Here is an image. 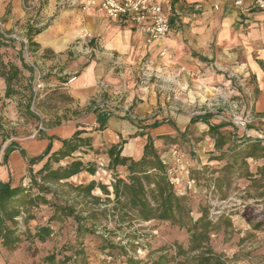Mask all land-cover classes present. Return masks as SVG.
I'll return each mask as SVG.
<instances>
[{"label": "crops", "instance_id": "1", "mask_svg": "<svg viewBox=\"0 0 264 264\" xmlns=\"http://www.w3.org/2000/svg\"><path fill=\"white\" fill-rule=\"evenodd\" d=\"M197 4L199 8L195 7ZM174 5L178 13L172 17V28L164 41H148L135 25L124 19L109 18L100 7L92 9L86 18L92 34L89 51L93 56L80 69L72 66L68 71L72 75L69 79L75 78L65 84L74 99V107L86 114L68 120L65 125L48 128L43 137L14 150L12 157L19 159L21 149L27 157H36L49 144L51 152L56 151L62 147L63 138L82 130L81 136L94 137V148L121 142L122 154L140 159L149 136L155 138L156 146L165 147L162 140L157 139L159 135L201 130L195 135L201 137L199 142L189 141L197 147L196 153L188 141L177 145L188 152L190 162L187 171L176 174L177 193L231 194L255 189L258 195H263L264 176L258 169L264 165V151L244 158L250 174L245 176L243 170L234 165L233 155L248 149L249 143L238 145L234 154L232 148H216L215 139L208 134V122L191 119L180 107L191 101H203L204 112L211 115V101L230 92L233 79L228 72H234L240 82L245 83L243 92L253 99L247 100L245 105L254 118V128H264V10L244 13L234 0H174ZM153 72L154 77L147 78ZM104 100H109L113 107L112 115L101 127L94 101ZM128 107L146 119H131L125 113ZM211 119L212 124L224 123L213 115ZM226 128L221 127V131L227 132ZM171 152V149L160 151L163 160L172 165ZM76 154L88 155L102 165L109 163L106 153L95 157L92 150H79ZM227 165L235 166L230 175L226 174ZM84 175L89 177L88 181L94 178L82 172L70 180Z\"/></svg>", "mask_w": 264, "mask_h": 264}, {"label": "trees", "instance_id": "2", "mask_svg": "<svg viewBox=\"0 0 264 264\" xmlns=\"http://www.w3.org/2000/svg\"><path fill=\"white\" fill-rule=\"evenodd\" d=\"M40 32V29L29 28L27 40L29 46H38L33 39ZM9 42L0 34V49L9 47ZM24 47L25 45L17 52L20 65L12 61H0V77L4 79L7 98L20 93L18 86L23 82V69L30 71L31 77L35 73V68L28 65L23 57ZM48 77H54L58 85L49 88L44 97H41L40 90L34 91L31 80L28 79L27 85L24 86L29 91L24 105V116L41 119L32 107L35 106L38 109L57 107L59 101L74 100L65 85L70 75ZM94 111L101 127L112 115L111 111L100 109ZM210 118L211 115L207 113L193 120L208 122L210 126L208 134L215 139L216 148L223 149L226 146L228 149L232 148L234 154L238 145L249 143L248 149L233 155L236 161L234 165L239 166L245 176H249L248 163L244 158L264 151V139L231 137L230 132L221 131V127L227 126L226 123L212 124ZM41 120L43 122V119ZM82 132L77 130L70 137L63 138L62 147L56 151L51 152V144H49L42 154L27 158L29 163L27 184L20 182L14 185L11 179L5 181L0 179V242L5 249L9 251L17 249L24 232L26 238L32 242L43 243L53 235L54 224L66 219H72L76 223L75 230L78 235L93 234L97 223H100L102 219L113 221L114 232L129 230L127 236L131 247L137 246L135 242L140 238L137 232L143 229V224L153 223L152 228H155L160 223L168 222L187 231L186 243L178 240L166 242L151 249L147 259L129 256L125 245H115L109 240L104 241L106 244L102 246V249L121 250L127 256L126 264H232L211 246V236L218 227L210 217V209L200 208V216L194 217L190 197L177 193L175 183L168 174V169L172 165L161 157L160 151L165 149L163 146H156L155 138L149 136L142 157L134 159L122 154L121 142L102 149L94 148V137H83ZM190 134L176 132L173 136L159 135L157 139L162 140L164 145L170 144L176 148L177 144L185 141ZM0 136L1 152L3 143L9 138L1 115ZM200 139V136L193 138L194 142H199ZM12 145L16 143L12 141L4 148V160L8 158L11 150H14ZM79 150H92L95 157L106 153L109 163L102 165L96 159L84 161L80 156L74 157V153ZM21 153L26 157L24 149H21ZM242 157V161H239ZM66 158L70 160L62 163V160ZM36 164H41V167L34 169L33 166ZM234 165L226 166L227 175L232 173L231 169L235 168ZM99 169L110 173V183L91 179L87 183L76 184L70 180L82 172L96 175ZM258 171L264 176V165L259 167ZM225 184L229 185L230 182ZM96 190H99L102 195L96 193ZM219 194L226 196L225 193ZM44 207H49L51 210L47 222L37 224L32 229L30 222L37 218V212ZM89 223L90 225H87ZM22 226L26 231L22 230ZM263 226L264 223H257L254 227L259 229L264 228ZM74 249L75 245L71 242L65 243L59 253L48 255L46 261L48 264H69L73 254H79V252L75 251L72 255L66 252H73ZM111 251H108V254L112 255Z\"/></svg>", "mask_w": 264, "mask_h": 264}, {"label": "rangeland", "instance_id": "3", "mask_svg": "<svg viewBox=\"0 0 264 264\" xmlns=\"http://www.w3.org/2000/svg\"><path fill=\"white\" fill-rule=\"evenodd\" d=\"M0 11H2L0 34L10 41L9 47L0 49V61H12L20 65L17 52L25 45L27 49L24 47L23 57L28 65L35 68L33 77H31L30 71L23 69V82L18 86L20 93L12 97L5 96L6 85L4 79L0 77V115L9 134V138L3 143L0 152V178L11 179L14 185L20 182L27 184L29 182L27 158L30 157H25L21 153L22 156L19 159H14L13 151L35 138L43 137L48 128L65 125L68 120L80 118L86 113L74 107V100H62L59 101L57 107L44 109L32 107L34 112L43 119V122L41 119L28 118L23 114L24 105L29 95L28 89H25L24 86L27 85L30 78L34 91L40 90L41 97H44L49 88L58 85L54 77L48 76H72L68 74L72 66L80 69L87 59L92 58L93 55L89 51L92 34L86 18L90 11H85L78 3L73 4L69 0H19V2L18 0H11V2L5 0L3 3L0 0ZM29 28L41 30L40 35L37 34L33 39L34 43H38V46L28 45ZM228 76L233 79L232 88L227 94L211 101L212 111L210 113L218 121L226 123L227 132H230L231 137H236L232 119L235 116L252 115L250 108L245 103L247 100L252 101L253 99L248 93L243 92L245 83L240 82L234 72H228ZM148 77L152 79L154 72ZM52 103L55 104L54 100ZM184 105L186 106L180 107V110L191 119L208 113V111L204 112L206 109L203 101H191L188 105ZM211 121L214 123V119ZM252 123L253 121L250 127L254 128ZM257 129L264 130L261 127ZM200 132L201 130L188 132L191 134L185 141L189 142L196 133L199 135ZM12 141L16 143L11 146L14 150H11L8 158L4 160V148ZM183 141L178 144L182 145ZM189 145L193 146L192 142H189ZM177 147L166 144L164 149H171V153L180 151L187 156L188 152L182 146ZM85 153L89 154V152ZM79 156L92 159L88 155L81 156V154L74 153V157ZM67 160L70 158L62 160V163ZM40 165L36 164L33 168L38 169ZM93 176L92 179L107 184L111 181L110 173L103 169ZM88 179L89 177L84 175L75 177L71 181L80 184L89 182ZM185 187L188 189L187 186ZM256 192L255 189L245 193L240 190L237 193L226 194L225 197L222 194L213 193L218 199V203L214 205L216 214L213 212V206L208 201L206 192L183 194L190 197L195 218L200 216V208L208 207L210 209V217L218 227L211 236V246L232 264H264V228L256 229L254 227L257 223H264V194L258 195ZM96 193L102 195L99 190H96ZM50 214L49 207L42 208L37 212V218L30 222V227L33 229L37 224H45ZM152 225L153 223L142 225L143 229L137 232L140 235L138 241L135 242L137 246L131 247L127 236L129 230L114 232L115 223L113 221L102 219L100 223H97L93 234L78 235L75 230L76 223L72 219H66L61 223L54 224L53 235L43 243L32 242L26 238L25 232L22 235L21 243L13 251L5 249L0 242V264H48L46 257L52 253H59L63 245L68 242L75 245L73 252H66L68 255H72L75 251L79 252V254H73L69 264H126L127 256L121 250L102 249V246L106 244L105 240H109L115 245H125L128 255L139 259H147L151 249L166 242L178 240L186 243L188 240V233L185 229H179L168 222L160 223L155 228H152ZM22 230L26 231L24 226H22ZM108 251H111L112 255L108 254ZM58 256L60 257V255Z\"/></svg>", "mask_w": 264, "mask_h": 264}, {"label": "built area", "instance_id": "4", "mask_svg": "<svg viewBox=\"0 0 264 264\" xmlns=\"http://www.w3.org/2000/svg\"><path fill=\"white\" fill-rule=\"evenodd\" d=\"M71 3H78L85 11H91L96 7H100L105 14L114 20L124 19L128 23L135 25L146 37L148 41L157 40L164 41L172 28V17L178 13V9L174 5V0H69ZM234 4L241 9L242 12L248 13L252 10H264V0H234ZM199 8L200 5L195 6ZM27 49V46H25ZM167 49H165L166 51ZM162 52V54L165 53ZM150 76V75H148ZM39 77H41L39 75ZM72 77L69 81H72ZM112 104L109 100L101 102L94 101V110L100 109L111 111ZM125 113L133 120H145L146 117H141L131 111L128 107ZM157 112L154 111V115ZM252 115L242 117L235 116L232 119L236 134L238 138H254L258 140L264 139V130L250 127L253 121ZM42 128V127H41ZM192 151L197 152V147L192 146ZM190 167V162L187 156L180 151L173 152V163L168 169V174L171 180L177 182L176 174L179 171H187ZM208 201L212 204L214 214L215 204L218 199L211 191H207Z\"/></svg>", "mask_w": 264, "mask_h": 264}]
</instances>
